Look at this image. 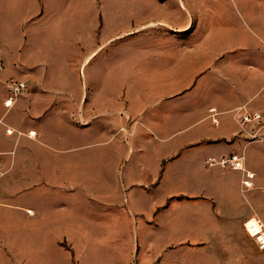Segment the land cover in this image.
Here are the masks:
<instances>
[{"label":"crops","instance_id":"1","mask_svg":"<svg viewBox=\"0 0 264 264\" xmlns=\"http://www.w3.org/2000/svg\"><path fill=\"white\" fill-rule=\"evenodd\" d=\"M202 1L0 0V135L17 114L38 136L2 193L40 202L0 207V264H264L243 228L264 224V133L236 114L264 113V1L232 36ZM231 154L252 188L208 165Z\"/></svg>","mask_w":264,"mask_h":264},{"label":"rangeland","instance_id":"2","mask_svg":"<svg viewBox=\"0 0 264 264\" xmlns=\"http://www.w3.org/2000/svg\"><path fill=\"white\" fill-rule=\"evenodd\" d=\"M263 1L264 0H203L201 2L200 10L202 11V14L205 13L208 14V16L210 14L209 12L212 13V29L215 32H218L223 36H232L233 34L238 35L239 33L246 31L237 22V20L241 21V18L246 17L247 15L243 4L246 2L253 3L256 11L255 14H260L261 10L259 8V4ZM7 92L8 91L5 85V94H7ZM23 93L27 94V90L25 89V91L19 94L16 98H18L19 96H23ZM15 102L10 107H7L4 102L5 109L10 111L14 110L17 105V103ZM12 120L14 122L13 124L3 126L5 128V136L0 135V144L3 143L2 145H4L6 143H9L8 150H0V185L2 186V189L0 188V207L19 206L20 203H18V201H20L23 203L22 205L27 204L32 206L33 208H36L40 206V202L33 198H26L25 200H18L17 198L10 199L2 193V191L4 190L7 195L10 193L18 195L20 189L19 187L22 186L18 179V173L21 172L22 174H24L26 171H28L26 170L27 168H29V170H32L31 166L25 167V165L19 166V164L17 163L13 164V161L17 156L18 144L24 137L29 136V131L27 132L26 129L17 125L21 121L17 114L13 116ZM3 121L5 124L10 122V117L8 115H5ZM121 135L122 141L124 142H128L129 138L132 137L124 128H122ZM6 136H8L9 140L5 139ZM30 138L32 139L33 137ZM33 139L34 141H38V136H34Z\"/></svg>","mask_w":264,"mask_h":264},{"label":"built area","instance_id":"3","mask_svg":"<svg viewBox=\"0 0 264 264\" xmlns=\"http://www.w3.org/2000/svg\"><path fill=\"white\" fill-rule=\"evenodd\" d=\"M2 67L0 60V69ZM8 87V95L5 98V105L10 107L14 104L16 97L25 91L26 85L22 81L18 80H9L7 83ZM213 112V110H210ZM237 121L239 124L244 126H252L255 130V133L252 135L253 139H261L264 133V113L260 111H244L243 108H237ZM213 122L216 123L215 119ZM28 135L30 137L35 136L34 131H29ZM208 165L211 166H220L223 168H231L236 170L244 171V179L242 184L245 188L250 189L254 186L253 178L254 173L245 170L243 158L236 155L231 154L230 156H223L220 158H209ZM29 213V212H28ZM243 228L247 232V234L254 238L259 247L264 249V224L260 222V220L249 219L243 223Z\"/></svg>","mask_w":264,"mask_h":264},{"label":"bare ground","instance_id":"4","mask_svg":"<svg viewBox=\"0 0 264 264\" xmlns=\"http://www.w3.org/2000/svg\"><path fill=\"white\" fill-rule=\"evenodd\" d=\"M29 214H32V212H29Z\"/></svg>","mask_w":264,"mask_h":264}]
</instances>
